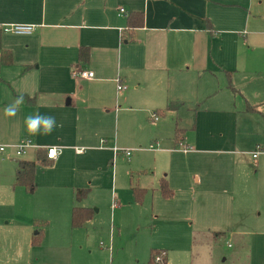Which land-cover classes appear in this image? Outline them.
Segmentation results:
<instances>
[{"label":"crops","instance_id":"crops-1","mask_svg":"<svg viewBox=\"0 0 264 264\" xmlns=\"http://www.w3.org/2000/svg\"><path fill=\"white\" fill-rule=\"evenodd\" d=\"M132 14L142 15L141 27L127 26ZM12 24L33 25L35 29L30 35L0 36L1 48L11 55V64L0 65V145L29 139L34 147L23 159H17L10 149L0 155V193L25 195L23 187L15 186L17 162H32L38 151L59 148L50 167L35 164L32 192L43 188L61 197L63 224L71 221L72 208L90 209L86 201H75L76 190L88 189L87 198L109 193L113 181L110 173L109 186V161L113 163L118 155L114 148L121 149L120 133L131 142L151 130L158 135L170 122L172 112L165 111L166 105L188 100L194 89L195 100L213 99L217 92L211 89L212 78L227 79L228 71H240L238 51H231L232 45L242 42L246 53L264 51V0H0V26ZM83 49L88 57L81 63ZM232 52L235 60L227 59ZM75 68L92 72L93 78H73ZM117 82L125 89L118 91ZM21 95L27 99L16 115L5 116L3 108ZM232 101L236 103V96ZM218 104L224 111H208L229 110ZM256 110L264 115L261 109ZM157 112L158 120L152 122L150 116ZM37 113L54 117L59 126L47 135H30L24 118ZM230 134L224 131L204 139L211 148L207 155L215 159L210 177L193 175L195 185L189 186L181 176V186L201 195L199 204L209 203L201 205L194 224L197 230L191 235L192 248L205 247L208 252H200L194 260L192 249L194 264L225 262L224 254L232 249L228 242L234 236L242 240V227L261 228L257 220L247 223L234 218L241 216L235 211L240 202L259 205L256 182L241 188L249 194L238 191V198L235 195L245 156L255 162L254 174L263 168L262 155L256 159L250 156L260 144L252 151L237 150ZM179 137V142L188 146L182 132ZM176 147L177 143L170 153H175ZM158 150L159 144L149 151ZM22 230L29 234V221L23 223ZM63 250L44 243L29 245L27 251L23 246L9 260L17 264L15 260L24 258L26 252L29 264H60ZM238 254L228 255L229 264H249L246 257L240 260L245 253Z\"/></svg>","mask_w":264,"mask_h":264},{"label":"rangeland","instance_id":"rangeland-1","mask_svg":"<svg viewBox=\"0 0 264 264\" xmlns=\"http://www.w3.org/2000/svg\"><path fill=\"white\" fill-rule=\"evenodd\" d=\"M243 48L242 42L231 46V51H238L240 68L238 73L228 71L237 91L235 95L227 88V79L212 78L211 89L217 92L213 99L206 102L195 100L194 89L191 98L180 101L183 105L177 111H171L170 122L157 132L158 135L151 130L148 135L136 136L131 142L126 134L120 133L121 150L129 151L130 157L119 152L113 163L109 161V186L110 173L113 176L109 193L106 196L98 192L87 198L88 194L83 200L93 211V217L82 226L73 229L70 221L63 224L61 197L43 188L34 193L25 191L23 196L0 193V264H15L10 262V255L23 246L27 251L38 231L41 233L40 245L64 248L60 264H144L151 249L163 251L166 264H194L193 255L197 260L200 252H208L205 247L192 248L191 235L197 230L194 224L199 219L201 205L209 203L202 201L199 204L201 195L181 186V176L189 186L195 185L193 175L200 179L211 176L213 171L209 169L215 159L207 155L211 148L204 139L208 136L213 139L214 135L230 131L236 140L235 148L242 151H252L256 144L264 143V116L253 113L259 118L253 117L246 111L247 106L264 111V51L246 53ZM227 59L235 60L234 53ZM233 96H236V103L232 101ZM219 102L229 110L223 113L208 111H224ZM225 102L228 104H223ZM177 130L188 139H184L188 155L178 147L175 153H170ZM154 143L159 144V150L151 152L148 148ZM26 157L27 154L17 159ZM259 161L263 168L254 174L255 162L245 156L235 195L238 198V191L249 194L241 188L253 186L256 182L259 205L246 200L240 202V208L235 211L241 216L234 218L247 223L257 220L261 228L242 227V240L239 242V237L234 236L228 242L232 249L227 250L228 255L245 253L240 260L246 257L249 264H264V155ZM161 180L167 182L172 193L170 199L161 196ZM133 189L143 192L140 201L135 200ZM25 221H29L32 227L29 234L22 230ZM228 255L224 254L223 258L227 260L220 259L218 264H229ZM15 261L29 264L27 253Z\"/></svg>","mask_w":264,"mask_h":264},{"label":"trees","instance_id":"trees-1","mask_svg":"<svg viewBox=\"0 0 264 264\" xmlns=\"http://www.w3.org/2000/svg\"><path fill=\"white\" fill-rule=\"evenodd\" d=\"M143 18L141 14H132L127 19V26L129 28H138L142 26ZM2 34V31L0 30V36ZM88 57V53L86 50H81L79 54L80 62L84 63L86 62ZM11 64V55L10 52H7L1 48V42H0V65L7 66ZM228 86L227 88L235 95L237 93L236 89L233 87L230 74L226 73ZM27 98L24 97V100ZM27 102V101H26ZM28 104H31V100H28ZM182 103H168L165 107V111H177L180 106H182ZM246 111L249 113H258L255 108L247 106ZM159 115V113H156ZM259 114V113H258ZM264 116V115H263ZM181 131L176 132L175 136V143H179L181 141V137H179V133ZM36 163H42L44 167H50L52 161L48 160L46 158V150L38 151L35 156V160L32 162H26V161H18L17 162V170L15 172V186H21L23 187L27 192H32L34 189V176H35V164ZM140 190L133 189L134 198L136 201L141 200V196L143 192H138ZM160 193L162 198L164 199H170L172 197V193L168 188L167 182L165 180H161L160 182ZM89 194L88 189H78L75 191V201L80 202L84 200ZM93 215V211L88 208H80V207H74L71 210V228H77L82 226L84 223L88 222ZM40 237L41 233L40 231L35 233V236L32 237L31 240V246L37 247L40 245ZM161 255V261H155L156 256ZM144 264H166V255L163 251L151 249L149 252V258L146 263Z\"/></svg>","mask_w":264,"mask_h":264},{"label":"built area","instance_id":"built-area-1","mask_svg":"<svg viewBox=\"0 0 264 264\" xmlns=\"http://www.w3.org/2000/svg\"><path fill=\"white\" fill-rule=\"evenodd\" d=\"M120 13H124V10L121 9ZM35 29V26L33 25H22V24H12V25H5L0 26V30L2 33H9L13 35H30L33 33ZM71 76L75 79L80 80H90L93 78V73L82 70L79 68H75L71 72ZM118 83V82H117ZM125 89L124 86L118 83L117 90L121 91ZM150 119L152 122H156L158 120V116L156 113L151 114ZM104 141H101V144H103ZM32 142L29 139H23L18 144L15 145H0V155H3L6 153L7 150H12L17 158H20L21 156L25 155L27 150L33 148ZM158 147V143L151 145L149 147V150H156ZM177 147L180 148V151L183 153L187 152L186 146L179 142L177 144ZM79 152V151H78ZM124 154L127 158L130 157V152L121 150L118 148H114V155L116 156L118 153ZM59 154V148L50 147L46 149V158L50 161H54ZM260 155H264V144L257 145L255 149L250 153V156L252 159L258 158ZM161 255L156 256L155 261H161Z\"/></svg>","mask_w":264,"mask_h":264},{"label":"clouds","instance_id":"clouds-1","mask_svg":"<svg viewBox=\"0 0 264 264\" xmlns=\"http://www.w3.org/2000/svg\"><path fill=\"white\" fill-rule=\"evenodd\" d=\"M24 103V96H17L14 101L3 108V114L7 117H14L19 109V106ZM24 126L27 133L30 135L50 134L55 127H58L54 117L41 115L39 113L28 115L24 118Z\"/></svg>","mask_w":264,"mask_h":264}]
</instances>
